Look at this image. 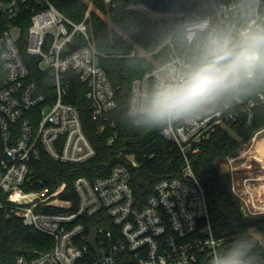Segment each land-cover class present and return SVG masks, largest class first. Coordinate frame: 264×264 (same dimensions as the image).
<instances>
[{
  "label": "built area",
  "instance_id": "2783aa9c",
  "mask_svg": "<svg viewBox=\"0 0 264 264\" xmlns=\"http://www.w3.org/2000/svg\"><path fill=\"white\" fill-rule=\"evenodd\" d=\"M208 1L212 13L183 26L187 44L203 33L209 46L213 38L224 37L223 28L238 37L241 31L264 22V0ZM103 3L114 5L113 0ZM25 10L31 16L21 41V30L14 20ZM87 16L86 12L83 21L73 23L52 0H0V209L52 242L48 249L30 257L16 256L12 264H216L222 259V240L213 235L204 189L191 170V160L200 143L217 129L229 130L242 115L248 124L252 110L264 107L262 89L249 97L239 85L206 110L163 125L159 135L177 148L181 164L175 177L155 183L142 202L134 197L130 171L123 164L113 166L103 177L75 178L71 186L74 202L63 182L50 190L38 180V187H33L31 166L40 151L55 162L72 165L85 163L95 154L76 108L64 101L67 72L75 73L85 85L98 133L107 129L108 143L116 137L115 125L109 120L116 107L114 90L88 39ZM240 16L232 31L231 24ZM77 34L85 44L72 50ZM22 52L34 58L36 68L48 75L51 83L47 93L28 79ZM144 56L138 53V57ZM191 66L173 55L134 78L127 116L133 119L129 111L134 99ZM262 131L221 156L217 164L220 170L225 166L226 171H222L228 177L229 192L245 217L264 215V192H257L259 179L250 173L251 161L261 164L254 146ZM64 195L67 199H62ZM91 230L95 232L96 253L87 243Z\"/></svg>",
  "mask_w": 264,
  "mask_h": 264
},
{
  "label": "trees",
  "instance_id": "16d2710c",
  "mask_svg": "<svg viewBox=\"0 0 264 264\" xmlns=\"http://www.w3.org/2000/svg\"><path fill=\"white\" fill-rule=\"evenodd\" d=\"M85 1L92 4L87 11ZM139 0H113L114 5L106 6L103 0H52L55 8L73 23L84 20L87 36L98 52L97 63L104 70L114 90L115 109L109 120L114 123L116 137L108 143L107 129L98 133V124L91 120L89 103L85 98V85L73 72L65 74L68 92L64 101L74 106L78 112L81 128L92 145L95 154L85 163L72 165L55 162L40 151L38 160L31 170L33 187L40 180L50 190L65 183L66 192L72 195V181L77 177L93 179L106 176L117 164L127 166L130 171V187L139 202L144 201L153 185L161 179L175 177L181 164L177 148L159 135L160 128L137 127L126 114L131 81L150 70L153 64H160L173 55L191 62L194 66L209 58L206 35L197 34L191 44L183 36V26L195 19L204 18L213 11L208 0H187L188 10L179 16H167L151 20L139 7ZM216 1V0H215ZM107 20L116 30L109 27ZM31 12H19L14 22L20 27L21 41L26 33ZM242 16L231 24L234 31ZM222 36L234 34L223 28ZM85 41L80 34L75 36L72 50L83 46ZM22 45V44H21ZM23 46V45H22ZM135 49V55L129 53ZM148 56L138 57V53ZM28 69V79L37 82L42 93L50 90V79L46 73L36 68V60L22 52ZM241 92L253 96L264 90V78L257 77L240 84ZM264 129V107L252 110L249 123L247 117L238 116L229 130L217 129L208 139L200 143L198 152L191 160V170L199 181L207 202L209 220L213 235L222 240L220 257L224 258L231 250L243 246L247 251L248 264H264V215L245 217L241 207L230 194L228 177L219 169L216 162L224 154L247 144L250 137ZM130 158V159H129ZM62 199H67L63 196ZM50 238L24 227L20 220L7 216L0 209V264H12L18 255L32 256L51 246Z\"/></svg>",
  "mask_w": 264,
  "mask_h": 264
},
{
  "label": "clouds",
  "instance_id": "9594fccd",
  "mask_svg": "<svg viewBox=\"0 0 264 264\" xmlns=\"http://www.w3.org/2000/svg\"><path fill=\"white\" fill-rule=\"evenodd\" d=\"M209 58L160 82L151 93L134 99L129 115L137 127L156 129L202 112L245 81L264 78V22L238 37L213 38ZM216 264H248L245 247L230 251Z\"/></svg>",
  "mask_w": 264,
  "mask_h": 264
},
{
  "label": "water",
  "instance_id": "95a60500",
  "mask_svg": "<svg viewBox=\"0 0 264 264\" xmlns=\"http://www.w3.org/2000/svg\"><path fill=\"white\" fill-rule=\"evenodd\" d=\"M138 6L154 14L170 16H179L188 10L187 0H139ZM95 238V232L91 230L87 243L96 253Z\"/></svg>",
  "mask_w": 264,
  "mask_h": 264
},
{
  "label": "rangeland",
  "instance_id": "374dc122",
  "mask_svg": "<svg viewBox=\"0 0 264 264\" xmlns=\"http://www.w3.org/2000/svg\"><path fill=\"white\" fill-rule=\"evenodd\" d=\"M85 3H86V5H87V11H89V10H93V6H92V4L90 3V2H88V1H85ZM139 7V9H140V11L144 14V15H146L147 17H149L151 20H157V19H160V18H162V17H167V16H170V15H158V14H154V13H152V12H150V11H148V10H146V9H144V8H142V7H140V6H138ZM101 16H103V15H101ZM107 23H108V25H109V27L110 28H112V29H114V30H116V28L114 27V26H112L111 24H110V22L107 20V18H106V16H103L102 17ZM144 53V52H143ZM145 58H148V56L145 54V56H144ZM258 141H259V143L260 144H262V145H264V131H262L261 132V134H258V136H257V138H256V143H255V145L257 146V144H258ZM255 147V146H254ZM259 149H261V150H264V149H262V148H259ZM255 150V149H254ZM254 155H256V156H258V157H260V161H261V164L262 165H264V156H262L261 154H259V153H257L256 151H255V154ZM130 159V158H129ZM218 162H219V159H218V161L216 162V164H218ZM256 161H251V169H250V173L254 176V177H258V179H259V182H257L258 183V186L256 187V190H257V192H259V194L260 193H262V192H264V173H262V172H264V169H261V167H260V164H258L257 162L255 163ZM242 164V168L244 167V160L241 162ZM246 163V162H245ZM218 166V165H217ZM222 170L223 171H226V168H225V166H222ZM244 170V169H243ZM243 172H245V171H243ZM242 171H241V173H243ZM257 237V239H260L262 242H264V237H262L261 235H257L256 236Z\"/></svg>",
  "mask_w": 264,
  "mask_h": 264
},
{
  "label": "crops",
  "instance_id": "0c3cea01",
  "mask_svg": "<svg viewBox=\"0 0 264 264\" xmlns=\"http://www.w3.org/2000/svg\"><path fill=\"white\" fill-rule=\"evenodd\" d=\"M258 148H262V149H264V145H262V144H260L259 142H258ZM261 150V149H260ZM262 152H264V150H261ZM257 152V151H256ZM258 153V152H257ZM262 156H264V155H262ZM260 158V157H259ZM260 167H261V169H264V165H262V164H260ZM262 173H264V172H262Z\"/></svg>",
  "mask_w": 264,
  "mask_h": 264
},
{
  "label": "bare ground",
  "instance_id": "6f19581e",
  "mask_svg": "<svg viewBox=\"0 0 264 264\" xmlns=\"http://www.w3.org/2000/svg\"><path fill=\"white\" fill-rule=\"evenodd\" d=\"M259 142V141H258ZM255 151H257L259 154H261V155H264V152H262L259 148H258V145L256 146L255 145Z\"/></svg>",
  "mask_w": 264,
  "mask_h": 264
}]
</instances>
